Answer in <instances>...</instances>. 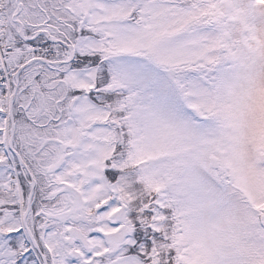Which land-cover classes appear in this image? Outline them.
<instances>
[{"label": "rangeland", "instance_id": "1", "mask_svg": "<svg viewBox=\"0 0 264 264\" xmlns=\"http://www.w3.org/2000/svg\"><path fill=\"white\" fill-rule=\"evenodd\" d=\"M138 1L23 0L21 19L29 12L38 19L39 15L44 16V22L47 15L51 20L63 16L66 24H71L66 29L75 33L77 18L89 8L94 13L87 22L102 21L100 30L106 36L78 39L77 52L81 54V61L77 65L72 63L74 71L64 66L53 71V76H47L38 65L26 71L15 101L14 115L18 123L15 148L20 147L24 159L31 164L33 153L37 157V150L41 149L43 135V140H49L51 135L55 137L56 132L87 139L79 160L85 166L83 176L89 178V196L94 203H109L104 218L105 227L110 229L113 227L110 214L122 204L129 205L123 221L136 231L124 253L138 248V236L143 237V233L138 231L137 225L147 229L149 223L143 200L138 196L137 203L136 196H126L123 186L128 176L124 181L121 179L117 187L104 177L105 159L114 149V125L128 123L118 115L123 102L128 109L133 107L136 116H132L139 117L137 122L144 127L145 141L141 144H144L145 153L155 157V177L164 179L174 196L188 199L189 208L185 209V214L182 211L187 220L186 226L183 224L181 246L193 243L189 264H264V230L260 222L261 210H264V0H226L215 5V10L219 8L227 14L233 6L237 9L235 18L226 21V27L238 41L239 52L233 66L219 71L221 75L214 69V64L221 59V32L208 27L205 14L210 10L205 1L193 4L182 0H156L147 8V28L131 22ZM15 2L10 1L12 13L16 10ZM9 17L7 10L0 12V82L5 76L8 80L7 73H15L25 61L18 53L20 40ZM244 37L247 44H244ZM116 48L123 53L116 57L120 67L116 80L107 87L117 96V100L111 98L112 110L95 102L103 100L102 95H97L100 88L96 82L106 66H96L93 61L84 64L82 58L110 55V52L116 53ZM197 61L203 62V69L199 64L196 70L183 67ZM213 75H219L221 80L216 91L209 87ZM129 87L141 90L148 106L143 101L134 103L138 100L135 91V99L126 94L127 91L118 92ZM9 91L1 94L4 102H9L13 94L12 84ZM33 91L35 100L30 107ZM79 92L82 94L76 95ZM75 96L79 98L76 111L73 117H67L66 112ZM45 97L58 102L63 109L53 114L55 121L66 119L59 130L41 129L50 120V117L44 120L41 117L44 102L49 99ZM222 104L226 105L225 115L219 112L223 122L212 118V113ZM0 114V184L6 194L0 197V213L6 208L3 225H0V264H17L21 247L29 252L23 264H44L23 222L31 186L22 183L18 161L9 149L12 134L9 106L1 108ZM37 115L40 122L37 126L34 121L33 128L31 119H36ZM92 150H95L93 154ZM61 159V156L55 159L47 154L37 158L44 165L52 162L49 168L58 165ZM114 190L117 194L112 198ZM2 200L10 206L6 207ZM29 227L28 223L27 229L32 232ZM7 233L11 238H7ZM10 239L21 246L16 254L10 247L4 250L3 245ZM52 241L56 251H65L55 237ZM146 247L139 249L140 253L144 254ZM150 256V252L147 253V257ZM156 256L158 253L153 254L154 261L150 264H160ZM140 260L122 258L116 264H147L145 254L144 260Z\"/></svg>", "mask_w": 264, "mask_h": 264}, {"label": "flooded vegetation", "instance_id": "2", "mask_svg": "<svg viewBox=\"0 0 264 264\" xmlns=\"http://www.w3.org/2000/svg\"><path fill=\"white\" fill-rule=\"evenodd\" d=\"M32 105L34 101L30 107ZM31 124L34 128V119H31ZM40 139L43 148L37 150L36 156L73 155L74 149L64 148L65 142H60L58 138L50 137L49 140H43L45 139L43 135ZM19 151L23 153L21 148ZM37 157H34L33 153V161L28 166L31 175L23 166H19L18 169L23 184L30 185L32 178L34 179V200L28 218L29 228L34 234V250L45 255L49 264L109 262L111 258L106 255L108 247L104 235L117 233L121 225L113 226L111 229L105 227L104 216L108 211H105L101 204L91 200L85 185L86 177L80 170L68 172L63 169V165L45 169L42 165L40 167ZM18 171L16 170V173ZM67 184L83 193L85 205L82 204L78 193L70 186H66ZM114 193L117 194L116 190ZM116 200L117 197L114 202ZM52 237L65 248L63 253L53 248Z\"/></svg>", "mask_w": 264, "mask_h": 264}, {"label": "trees", "instance_id": "3", "mask_svg": "<svg viewBox=\"0 0 264 264\" xmlns=\"http://www.w3.org/2000/svg\"><path fill=\"white\" fill-rule=\"evenodd\" d=\"M5 10H9V7L7 6V0H0V12L2 13L3 11H5ZM43 14V13H42ZM40 16V18L38 19L37 17H36V15H34V13H32V14H30V12L28 13V14H26V18H23L24 20H32L31 22L32 23H34V25H39V24H42L43 22H44V20H43V18H44V16H42V15H39ZM22 19V20H23ZM45 19V18H44ZM93 61V63L94 64H97V63H100V65L103 67H105L106 66V69H105V71L107 72V69H110L111 67L108 65V63L110 64L111 63V60H110V58H109V56H107V55H103V56H101V59L99 60V59H94V58H89V59H83V63L85 64V63H90V62H92ZM1 94H2V92H1V90H0V109H1V106L2 105H4L6 102H4L3 100H2V98H1ZM48 95H49V93H48ZM49 97H45V99H48ZM53 103H55L54 101H52V99L51 98H49L48 99V102L46 101V102H44V105H43V107H42V110H41V117H42V119L44 120V118L46 119V117H50V120L49 121H47V122H50L53 118H55L54 117V115L57 113V114H59V112H61L63 109H60V107H59V103L57 102V104L55 103L54 105H53ZM61 103H63V101L61 102ZM67 113V112H66ZM65 113V114H66ZM54 114V115H53ZM53 115V116H52ZM0 117H1V114H0ZM37 119L39 120V118H38V115H37ZM38 122H40V120L38 121ZM40 124V123H39ZM129 125H131V126H133V124H131V123H129ZM0 126H2V124L0 123ZM130 130L132 129L131 127H128ZM1 136V135H0ZM2 138V136L0 137V139ZM3 195H6L5 193H4V191L2 190V186H1V184H0V197L1 196H3ZM3 201V203L6 205L8 202L6 201V200H2ZM10 204V203H9ZM18 206H19V204H17ZM10 205H6V207H9ZM6 208L5 207H3V210H5ZM0 215H1V217H0V225H1V227H2V225H3V222H4V219H5V216H4V214H1L0 213ZM18 243H12L11 244V246H10V250L12 251V252H15V254H16V252H17V249H19V246H20V244L19 245H17ZM21 247V246H20ZM24 253L22 252V247H21V249H19V255H18V257L16 258L17 259V264H23L24 263ZM25 255H28V253H25Z\"/></svg>", "mask_w": 264, "mask_h": 264}, {"label": "water", "instance_id": "4", "mask_svg": "<svg viewBox=\"0 0 264 264\" xmlns=\"http://www.w3.org/2000/svg\"><path fill=\"white\" fill-rule=\"evenodd\" d=\"M20 1H21V0H18V1H17V2H18V11H17V13H16V15H15V18L17 17V15H18V14L20 13V11H21ZM20 25H21V27H22V30L19 32V35H20L22 38H24L23 25H22V24H20ZM24 40H25V41H30V40L25 39V38H24ZM49 40L52 41L51 38H49ZM73 58H74V54H73ZM31 63H32V62H30V63L24 65L22 68H20V70L14 75V79L18 78L19 75H20V73H21L24 69H26L29 65H31ZM17 89H18V85H16V90H15L13 96H12L11 104H10V106H11L10 113H11V120H12V137H11V143H10V146H11V149H12V150H13L14 137H15V133H16V124H15L14 119H13L12 111H13V105H14V102H15V99H16ZM75 104H76V102H73V104H72V106H71L72 109H74ZM16 154H17V157H18L20 163H23V161H22L20 155H19L18 153H16ZM32 196H33V191H32L31 196H30L29 208H30V205H31V198H32ZM28 213H29V210H28V212H27V214H26V217H27ZM122 219H123V209H122L121 211H119L118 213H116V214L113 216V221H114V223H117L118 221H120V220H122ZM131 232H132L131 229H129L128 227H124V228L122 229V231H121L118 235H113V236H112L113 238L109 236V241H108V243H109V245H110V247H111L109 253H110V254H115V253H117V252L120 250V248L125 244L126 239H127V237L131 234Z\"/></svg>", "mask_w": 264, "mask_h": 264}]
</instances>
